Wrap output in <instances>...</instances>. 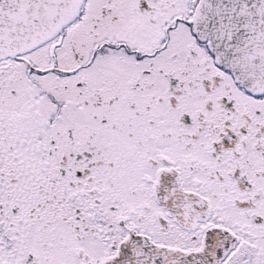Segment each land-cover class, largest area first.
<instances>
[{
	"label": "snow or ice",
	"instance_id": "6c2138e0",
	"mask_svg": "<svg viewBox=\"0 0 264 264\" xmlns=\"http://www.w3.org/2000/svg\"><path fill=\"white\" fill-rule=\"evenodd\" d=\"M0 264H264V0H0Z\"/></svg>",
	"mask_w": 264,
	"mask_h": 264
}]
</instances>
